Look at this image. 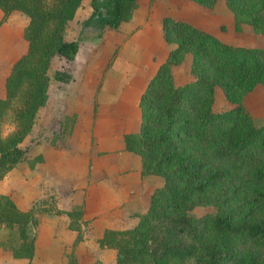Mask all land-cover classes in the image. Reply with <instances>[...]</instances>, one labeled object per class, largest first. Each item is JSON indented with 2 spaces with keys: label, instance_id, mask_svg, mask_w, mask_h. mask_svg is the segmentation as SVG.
<instances>
[{
  "label": "trees",
  "instance_id": "16d2710c",
  "mask_svg": "<svg viewBox=\"0 0 264 264\" xmlns=\"http://www.w3.org/2000/svg\"><path fill=\"white\" fill-rule=\"evenodd\" d=\"M83 1L0 0L2 21L13 12L27 18L19 27L25 51L11 64L0 95V181L21 164L33 169L49 158L48 151L21 145L48 101L51 79L66 84L73 78L66 69L52 70L53 60H75L79 40L68 39L67 30ZM226 6L235 32L250 27L262 45L233 46L187 21L161 20L172 47L140 95L139 129L122 137L124 149L139 157L141 176L160 177L163 184L142 196L146 205L133 214L134 224L107 227L98 239L100 247L116 250L115 264H264V122L254 123L243 103L256 86L264 88V0H226ZM137 7L138 0H90L81 24L115 29ZM186 60L191 78L176 84L173 67ZM217 87L232 107L214 110ZM7 115L14 129L3 136ZM77 115L48 147L66 142ZM56 203L52 193L20 209L12 193L0 192V224L17 233V244L5 248L14 259L31 264L46 213L66 217L72 247L83 239V203L67 210ZM200 206L212 212L190 214ZM67 264H79L78 258L71 254Z\"/></svg>",
  "mask_w": 264,
  "mask_h": 264
},
{
  "label": "rangeland",
  "instance_id": "374dc122",
  "mask_svg": "<svg viewBox=\"0 0 264 264\" xmlns=\"http://www.w3.org/2000/svg\"><path fill=\"white\" fill-rule=\"evenodd\" d=\"M89 1H83V5L77 11L74 19L68 23L67 38L79 40V51L77 52L78 55L75 56L76 61L66 62L61 58L53 60L52 70L55 68L66 69L72 74L73 78L66 84L51 79L48 101L41 110L38 122L34 127L35 131L21 145L28 152L38 150L37 144L43 140L54 138L53 132L60 124H62L63 130H66L70 125L75 111V88L78 90L77 101L78 98L82 99L80 97L82 90H80L77 80L80 77H83L81 78L82 81H90L89 84L98 93L102 91L110 96H119L124 91L126 92L128 88H136L134 83L146 85L147 81L156 72L159 64L166 59L172 47L163 39L161 30V20L166 15L174 19L187 21L233 46L262 45V37L253 33L250 27L244 26L240 33L235 32L233 18L226 6V0H208L207 3L209 4L213 2L210 6L198 4L192 0H138V7L129 21L122 22L115 29L106 27L102 31L99 30V32L92 27L85 28L81 24L90 12ZM26 21L27 18L20 12H13L2 21V11L0 10V95L3 94L4 77L11 64L25 51L26 43L21 37V28L19 27L25 25ZM118 58H120L119 62ZM115 61L116 64L113 65ZM121 63H124L126 67L132 66V69L124 71L123 74L126 76H117L119 75L117 71L120 70V66L124 67ZM188 64L189 60H186L173 67L176 84L183 83L191 78ZM113 67H116V70L112 69ZM75 75L77 83H75ZM130 82L132 85L128 84ZM133 90L129 89V92ZM215 96V111L233 106L224 97L219 87L215 89ZM117 103H120V110L125 109L123 108L125 104L121 99H117ZM243 103L245 109L251 114L254 123L261 124L264 122V88L262 86H256L251 93L246 95ZM99 107L104 108L100 103ZM78 111L79 115L84 118L86 116L95 118L96 116L106 115V113L101 114L98 112V102L95 99L90 103H86L84 109L79 107ZM12 124L9 115H7L1 123L3 136L8 135L13 130L11 129ZM44 124H47L45 128H43ZM53 124L56 125L51 128L50 125ZM43 129L44 134L41 132ZM35 139H40V141L34 143ZM46 144H48L47 141ZM46 144H43V148ZM158 178L159 183L161 182L159 186H161L163 180L160 177ZM15 179L16 176L13 178L14 184H19ZM19 185L14 187L16 195H18L16 190H22ZM46 192L44 196L52 194ZM58 201L60 200L57 196L56 206L58 208L68 209L60 207ZM206 212H212V210L207 206H200L191 210L190 214L200 216ZM53 217L60 218L61 224L66 223L67 219L64 215H58L54 212L43 214L41 222L45 220V222L50 223V221H53L51 220ZM40 231L38 229L36 233L35 248L37 247L38 250L36 258L34 261L31 260V264H67L71 254L78 258L79 264H93L97 260H101L105 264L116 263V250L104 246L100 247L98 239L94 245H85L82 243L85 240L82 239L74 247L70 244L67 247L64 245L65 249L61 253L59 251L45 254L43 246L49 245L55 238H51L52 231H46L47 236L42 230ZM28 232L32 234L34 232L33 228H29ZM49 241L51 242L48 243ZM16 244V231L0 224V264L25 263V261L14 259L11 251L5 249ZM47 249H50V247Z\"/></svg>",
  "mask_w": 264,
  "mask_h": 264
},
{
  "label": "crops",
  "instance_id": "0c3cea01",
  "mask_svg": "<svg viewBox=\"0 0 264 264\" xmlns=\"http://www.w3.org/2000/svg\"><path fill=\"white\" fill-rule=\"evenodd\" d=\"M112 69L116 70V67ZM129 69H132V66H120L117 71L119 75H116L122 76L124 71ZM81 78L83 77L77 79L75 75V83L77 79L83 92L81 91L80 95L82 99L78 98L77 101L78 90L75 88V111L78 115L71 136H67L64 140L66 142H61V146L56 149L48 147L46 139L37 144L38 150L33 153L48 151L47 161L35 164L33 169H29L27 164L12 169L0 181V192L12 193L20 209L31 207L33 201L44 196L46 191L58 196L62 208L69 209L74 204L83 203L81 224L85 241L82 243L94 245L107 227L122 228L134 224L136 218L133 214L142 211L146 205L142 196L150 194L161 182L159 183V178L155 176H141L139 157L124 149L122 137L125 132H135L139 129L138 102L146 85L134 83L136 88H128L119 96H110L102 91L98 93L89 84L90 81H82ZM128 84L132 85L131 82ZM129 89L134 90L129 92ZM94 99L98 102V112L106 115L95 118L79 115V107L84 109L85 104ZM117 99L123 101L125 109H119L121 107ZM99 103L104 108L101 109ZM56 124L50 127L53 128ZM46 125L44 124L43 128ZM61 125L53 132L55 136L59 131L66 133L68 127L63 130ZM11 126V129H14V125ZM34 131L35 128L31 134ZM41 132L44 134V129ZM30 135L24 141L29 139ZM38 141L40 139L33 142ZM44 143L46 145L43 148ZM15 176V180L21 185L14 184ZM18 185L22 190H16V195L14 187ZM51 220L53 221L50 223L43 220L39 227V231L42 230L46 236V231H52L51 238H55L48 242H51L49 245L43 246L45 254L59 251L61 253L74 237V232L66 227L65 222L61 224L60 218L53 217ZM48 247L50 249H47ZM37 250L36 247L33 261Z\"/></svg>",
  "mask_w": 264,
  "mask_h": 264
}]
</instances>
